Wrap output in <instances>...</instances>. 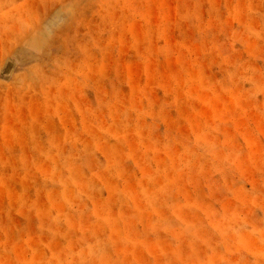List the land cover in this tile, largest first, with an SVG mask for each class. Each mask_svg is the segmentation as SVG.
I'll list each match as a JSON object with an SVG mask.
<instances>
[{
	"label": "rangeland",
	"instance_id": "obj_1",
	"mask_svg": "<svg viewBox=\"0 0 264 264\" xmlns=\"http://www.w3.org/2000/svg\"><path fill=\"white\" fill-rule=\"evenodd\" d=\"M0 264H264V0H0Z\"/></svg>",
	"mask_w": 264,
	"mask_h": 264
}]
</instances>
